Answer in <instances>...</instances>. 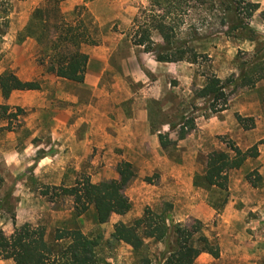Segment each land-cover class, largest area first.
Instances as JSON below:
<instances>
[{"label":"rangeland","instance_id":"374dc122","mask_svg":"<svg viewBox=\"0 0 264 264\" xmlns=\"http://www.w3.org/2000/svg\"><path fill=\"white\" fill-rule=\"evenodd\" d=\"M45 1L12 0L5 20L0 18V74L4 71L13 74L19 72L26 79L43 83L39 75L46 73L49 60L44 58L36 38L28 36L26 28L34 23L33 11ZM245 1L258 4L259 9L251 19H243L248 30L235 29L229 36L224 32L238 25L233 12L224 10L216 2L211 3L213 5L207 2L203 6L202 15L206 16L207 21L200 29L202 38L190 42L189 46L206 54L208 59L198 60L194 64L169 63L175 68V74L169 80V90L163 91L161 101L148 104L153 130L160 131L159 134L165 138L167 136L165 140L169 142L165 149L159 142L165 162L159 170L132 166L135 178L125 189L131 209L122 216L111 215L106 223L96 221L92 207L79 214L73 208L72 199L60 196L53 197L51 201L52 197L42 196V192L52 194L53 187H70L81 175L89 177L92 183L117 179V165L106 169L104 161L100 159L95 166L88 163L91 168L83 165L79 171L69 169L61 183L54 176L41 178L33 173L39 159L48 157L49 161L55 160L59 152L56 141L52 139L58 112L54 89H48L44 95H29L27 101L31 103L26 106L6 105L9 107L6 111L0 108V148L4 149L0 151V174L2 178L5 176L0 183V230L9 236L13 232V217L17 226L29 223L43 227L48 242H53L58 231L79 230L97 241V254L103 264H139L142 258H148L151 264H162L167 251L164 242L145 240L142 250L134 252L111 237L116 223L130 225L148 207L164 215L169 226L180 224L199 231V234L218 245L219 252H222L219 234L227 238L222 241V257L220 253L217 260L209 262L200 258L196 264H264V217L257 210H248L249 213L227 225L221 217H228L224 207L229 200V191L226 204L216 209L213 205L219 204L225 194L206 187L201 178L206 156L213 151H226L227 142H233L241 150L257 144L264 164V79L253 87L241 86L243 81L240 79L241 74H251L254 64H264V17L260 14L264 11V0ZM75 6H85L87 12H82L81 18L87 25L90 24L98 45L103 41L119 45L115 55L117 59L125 57L128 51L125 44L130 42L133 18L140 13L148 15L151 10L157 9L152 0H63L60 10L66 21L74 19ZM199 16L200 13L194 11L185 18L180 27L181 40L187 41V30L191 24L199 21ZM152 40L162 43L158 33L152 35ZM140 52L141 49H137L135 56L139 57ZM40 59L44 60L43 65H40ZM211 75L222 81L231 76L238 79L236 89H233V85L226 89L229 93L227 109L217 113H211L207 100L197 95ZM45 82L46 87L47 84H55L52 80ZM142 89L148 88L143 86ZM256 102L259 103L258 111L253 106ZM242 105L254 115L239 113L237 110ZM237 115L252 119L245 122L251 125L250 128L244 129L237 121ZM163 125H166L165 129H162ZM182 125L183 128L191 126V129L184 139L178 140ZM96 154L95 149L90 157ZM259 169L255 160H249L234 174L242 178L255 171L258 173L260 178L255 187L246 177L245 181L257 192L256 195L249 194V200L260 207L263 214L264 175L259 174ZM145 178H149L151 183L145 182ZM189 185L192 186L190 190ZM187 198L192 200L190 207L185 204ZM203 203L214 209L216 214L208 217ZM233 216L231 212L229 218ZM254 220L258 221L255 226L250 222ZM0 264L14 263L0 259Z\"/></svg>","mask_w":264,"mask_h":264},{"label":"trees","instance_id":"16d2710c","mask_svg":"<svg viewBox=\"0 0 264 264\" xmlns=\"http://www.w3.org/2000/svg\"><path fill=\"white\" fill-rule=\"evenodd\" d=\"M12 0H0V18H6ZM157 9L151 10L148 15L137 14L132 21L130 42L133 46L141 47L145 54L151 55L160 63L189 62L207 60L206 54L197 52L189 46L192 41L200 40V29L207 21L203 16V7L207 2L217 3L224 10L231 11L236 16L238 25L229 28L224 35L229 36L232 31L248 30V25L243 19H251L258 11L259 5L245 0H152ZM63 0H46L45 3L33 11L34 23L26 28L29 37H35L41 45L44 58H48L45 71L56 78L66 79L76 83H82L88 62V55L81 51L82 46H97L98 41L94 37L89 25L81 18L82 12H87L85 6H75V17L66 21L60 10ZM213 5V4H211ZM5 6V7H4ZM200 13L199 21L188 28L187 41L181 40L180 27L185 18L192 12ZM77 12V14H76ZM264 17V11L260 12ZM53 21V24L51 23ZM5 22V21H4ZM158 33L162 43L152 40V35ZM1 34V32H0ZM40 65L44 60L40 59ZM243 82L241 86L253 87L255 83L264 79V64H254L251 74H241ZM237 78L231 76L222 81L215 75L206 79L205 86L197 93L198 97L207 100L211 113L221 112L228 107V95L226 89L233 85L237 88ZM38 81H21L11 72L0 75V92L4 99H8L14 91H38ZM8 110V106H0ZM237 121L244 129L251 125L245 124L252 119H244L239 115ZM188 124V123H187ZM178 140L184 139L191 126H181ZM167 136L159 134V142L163 149L168 146ZM226 151H213L206 156V162L202 181L208 188H215L225 196L219 200V204L213 207L219 209L227 202L228 173L231 170L240 169L249 159H257L259 151L257 144L246 150H241L233 142L226 143ZM117 179L92 183L89 177L79 176L72 186L53 187L49 191H43L42 196L68 197L72 199L74 210L85 213L89 208L94 209L95 219L99 224L106 223L111 215L122 216L131 209V204L125 195V189L135 178L133 167L128 162H120L116 166ZM255 177V178H253ZM260 176L252 172L246 176V180L252 187L256 186ZM150 184V179L144 180ZM3 180L0 177V183ZM49 188H47L48 190ZM13 232L6 236L0 230V259L12 260L14 264H103L97 254L98 243L83 235L79 230L58 231L53 242H48L43 227L32 226L24 223L17 226L15 218H12ZM111 237L118 242L129 246L132 251L138 252L145 246V240L164 242L166 253L162 264H195L197 258L205 253L214 259H218L220 252L217 244L209 241L189 227L176 224L169 226L167 218L145 208L143 214L126 225L118 222L113 226ZM172 240V242H171ZM64 243V244H63ZM139 264H151L148 258H142Z\"/></svg>","mask_w":264,"mask_h":264},{"label":"crops","instance_id":"0c3cea01","mask_svg":"<svg viewBox=\"0 0 264 264\" xmlns=\"http://www.w3.org/2000/svg\"><path fill=\"white\" fill-rule=\"evenodd\" d=\"M125 46L128 51L125 57L120 59L115 56L119 48L117 43L103 41L101 45L94 47L82 46L81 51L88 55L82 83L45 73L43 76L39 75L43 83H40L41 88L38 91H14L8 99H4L0 92V105L23 107L31 103L27 101L29 95H44L48 93V89L55 91L58 112L52 139L56 141L59 152L56 153L55 160L49 161L48 157L39 159L33 170L35 176H54L61 183L69 169L79 171L83 165L91 168L89 164L95 166L98 160L104 161L106 169L114 168L120 162H128L132 166H147L159 170L165 162V156L159 146L160 131L153 130L148 104L161 101L163 91L166 92L170 88L169 80L175 74V68L169 63L155 61L149 54H145L141 47L133 46L131 42H127ZM137 49H141L139 57L135 56ZM14 75L21 81L31 80L22 77L19 72ZM46 80H52L54 86L47 84L46 87ZM147 81L149 84H145ZM138 86L141 89H136ZM143 86L148 89L143 90ZM253 106L258 111L259 103L256 102ZM237 111L254 115L243 105ZM161 127L165 129L166 125ZM95 149L97 154L90 157ZM0 151L4 149L0 148ZM249 160H255L260 166L258 172L263 176L264 164L260 156ZM235 172L231 170L228 174L229 200L224 207L228 217L220 216L227 225L249 213L248 210H257L258 214L264 217L260 207H256L248 198L249 194L256 195L257 192L248 186L246 176L239 178ZM4 177L1 176L3 180ZM188 187L189 190L192 189L191 185ZM185 204L190 207L191 198H187ZM203 205L208 210V217L216 214L214 209L204 203ZM231 212L234 214L232 220L229 218ZM250 222L253 226L258 223L256 220ZM225 239V236L219 234L221 257L224 250L222 241ZM200 258L207 262L217 260L205 253L196 261Z\"/></svg>","mask_w":264,"mask_h":264}]
</instances>
